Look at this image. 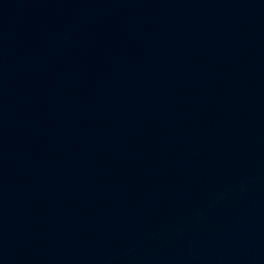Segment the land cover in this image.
<instances>
[{"label": "water", "instance_id": "1", "mask_svg": "<svg viewBox=\"0 0 264 264\" xmlns=\"http://www.w3.org/2000/svg\"><path fill=\"white\" fill-rule=\"evenodd\" d=\"M0 264H264V141L0 81Z\"/></svg>", "mask_w": 264, "mask_h": 264}]
</instances>
